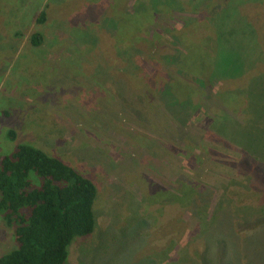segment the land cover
<instances>
[{"label": "rangeland", "instance_id": "1", "mask_svg": "<svg viewBox=\"0 0 264 264\" xmlns=\"http://www.w3.org/2000/svg\"><path fill=\"white\" fill-rule=\"evenodd\" d=\"M182 2L0 0V156L26 144L97 187L94 231L66 264H157L137 253L175 218L181 247L163 264H264V0ZM14 248L0 218V256Z\"/></svg>", "mask_w": 264, "mask_h": 264}, {"label": "trees", "instance_id": "2", "mask_svg": "<svg viewBox=\"0 0 264 264\" xmlns=\"http://www.w3.org/2000/svg\"><path fill=\"white\" fill-rule=\"evenodd\" d=\"M159 6L165 10L177 11L189 5L182 0H167L165 5L160 3ZM259 8L260 10L256 9V11L262 13L264 18V7L260 5ZM44 16V12H40L36 22H43ZM204 26H206L205 30H210L208 22L204 23ZM212 28L216 32L219 29L218 27ZM184 32L193 34L194 31ZM173 35L175 41L181 43L183 47L182 54H196L194 48L196 42H183L182 34ZM218 37L225 38L220 34ZM41 41L42 38L38 34H33L29 38L32 46L41 45ZM208 62L213 66L211 60ZM209 64L205 63V65ZM194 65L197 63L194 62ZM211 65V69L206 71L205 78H203L204 83H208L212 78L211 75L217 72L216 65L213 68ZM254 86H256L255 83L248 84L246 89L250 92L245 90L246 97L237 95L240 98L236 99L237 110L235 112L240 110L243 112L246 102L250 98L254 99ZM178 91L180 92L179 88H172L173 94ZM187 91V94L193 93V89L189 88ZM232 93L230 90H223L217 98L220 101L221 99L229 100ZM260 115L262 116L261 113ZM3 116L7 114L3 113ZM7 138L12 141L15 133L9 131ZM177 185L179 188L177 189L176 186L175 195L171 194L172 200L184 204L194 191L190 190L186 193L185 190L183 193V190L188 188L186 183L180 182ZM154 194L158 198H164L159 192ZM184 194L187 196L186 200L179 197ZM97 195V187L92 180L76 172L59 158L40 149L20 144L7 155L0 156V218L11 229L15 244L13 250L0 256V264H66L69 248L74 240L89 237L94 231V209ZM206 198L207 201L210 200L209 196ZM197 209L202 213L204 211L201 206H197ZM173 222L174 229L171 232L170 230L168 233L164 231L160 236H156L155 231L146 234L143 238L145 242L137 253L140 256L139 259H149L157 264H163L170 257V249L181 247L179 243H181L182 235L179 232L180 227L177 228L178 218L173 219ZM168 236L172 237L169 238L170 241L157 245L160 239L163 240Z\"/></svg>", "mask_w": 264, "mask_h": 264}]
</instances>
